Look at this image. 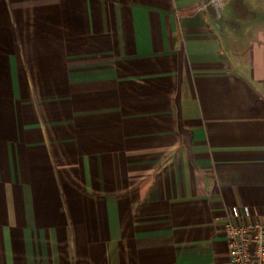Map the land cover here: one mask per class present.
Instances as JSON below:
<instances>
[{"label": "crops", "instance_id": "obj_1", "mask_svg": "<svg viewBox=\"0 0 264 264\" xmlns=\"http://www.w3.org/2000/svg\"><path fill=\"white\" fill-rule=\"evenodd\" d=\"M0 0V264H231L264 224V0Z\"/></svg>", "mask_w": 264, "mask_h": 264}, {"label": "built area", "instance_id": "obj_2", "mask_svg": "<svg viewBox=\"0 0 264 264\" xmlns=\"http://www.w3.org/2000/svg\"><path fill=\"white\" fill-rule=\"evenodd\" d=\"M219 13L225 0H214ZM243 214L236 205L227 209L225 235L229 246L231 264H264V224L243 222Z\"/></svg>", "mask_w": 264, "mask_h": 264}]
</instances>
